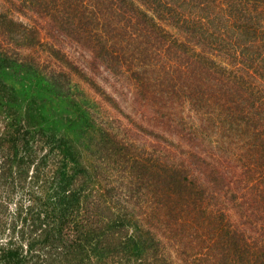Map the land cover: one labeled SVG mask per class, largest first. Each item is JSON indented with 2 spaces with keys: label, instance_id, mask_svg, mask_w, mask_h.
I'll return each instance as SVG.
<instances>
[{
  "label": "trees",
  "instance_id": "16d2710c",
  "mask_svg": "<svg viewBox=\"0 0 264 264\" xmlns=\"http://www.w3.org/2000/svg\"><path fill=\"white\" fill-rule=\"evenodd\" d=\"M100 69L165 147L63 113L74 80L112 102ZM169 247L264 264V0H0V264H177Z\"/></svg>",
  "mask_w": 264,
  "mask_h": 264
},
{
  "label": "rangeland",
  "instance_id": "374dc122",
  "mask_svg": "<svg viewBox=\"0 0 264 264\" xmlns=\"http://www.w3.org/2000/svg\"><path fill=\"white\" fill-rule=\"evenodd\" d=\"M62 45L65 52H70L71 55H69V57L72 60L77 61L78 65L80 62L84 63L86 61H91L92 58L89 57V53L85 52L87 50H85L82 46L75 48V46L69 43H62ZM95 74L97 83L108 94V96L112 98V102L108 103L107 101H104L97 94H95V92L88 85L74 80V83H76L77 86L75 87V90L72 91L73 101L71 103H63L61 106L63 113L66 115L69 114L68 116L71 119H74V117L75 119H78V114L83 111L86 114L92 115V117L98 120V123L103 126H108L109 123L113 126V128L114 126H119L120 137L131 142L134 147L143 149L145 147L148 148L151 145H155L157 149H162L164 142L158 139V137H155V139L150 137L149 132L154 128L150 129L148 125V121H150V113L147 107L141 106V103L144 102L133 96L131 86L127 84L128 82L124 78H116L112 73L102 69L98 70V73ZM114 102L117 104L116 108H114ZM190 117L194 119V116ZM156 128H158L157 125ZM169 129L170 128H168L167 131H169ZM218 132L219 131H214L210 134H212L211 137H213V140H217L219 143ZM205 153H208L205 160L212 163L218 160L220 154H223L222 151H218V145L214 146L213 143L207 148ZM223 166L225 169H231L224 164ZM227 207L229 213L232 212L231 215L235 216L233 212L234 209L230 206V204L227 205ZM173 248L174 247H169L170 254L177 264H182L179 257L177 258Z\"/></svg>",
  "mask_w": 264,
  "mask_h": 264
}]
</instances>
